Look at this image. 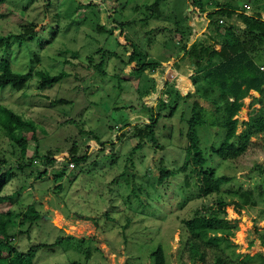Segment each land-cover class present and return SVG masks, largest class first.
<instances>
[{
  "label": "rangeland",
  "instance_id": "374dc122",
  "mask_svg": "<svg viewBox=\"0 0 264 264\" xmlns=\"http://www.w3.org/2000/svg\"><path fill=\"white\" fill-rule=\"evenodd\" d=\"M153 1L0 3V37H9L0 43V60L6 58L12 69L29 72L23 87L0 88V158L7 160L2 171L15 170L2 190L9 197L0 204V223L11 221L6 237L0 234V264H9L15 248L26 252L33 244L51 243L60 236L71 239L60 241L54 251L42 248L30 263L17 260L13 264H154L151 253L158 246L163 249L165 264H215L217 253L231 264L260 263L259 257L249 259L246 255H264V130L254 131L238 155L214 152L212 146L218 147L224 138L222 120L214 107L198 97L186 61L179 64L184 66V72L177 75L180 79L169 77L168 83L170 87L176 85L182 94L174 99L169 93L166 103H159V98L167 99L162 81L170 75L165 72L166 64L176 56L172 48L179 46L174 40L177 28L186 31L187 7L190 13L197 8L192 14L199 18L193 32L210 36V26L205 30L200 19L202 12H210L219 4L242 9L249 4L251 10L259 9L264 0H163L152 10L144 5ZM241 15L236 14L233 20L245 29ZM122 22L126 23L123 32ZM21 31L28 34L19 40L12 37ZM133 32L140 46L149 42L152 57L170 61L139 74L131 72L132 65L122 61L130 51L124 39H132ZM171 35L175 41L172 46L168 43ZM100 60L104 73L91 67ZM256 61L264 63V48ZM37 70L50 75L65 71L67 76L41 88ZM191 90L195 95L185 98L191 96ZM58 98L70 102L57 103ZM195 99L204 108V123L197 127L199 147L206 159L202 169L212 170L214 178L229 177L209 192L202 189L198 172L182 168L186 122ZM251 99H244L240 120H247L253 107L262 106L264 111V97L261 104L251 105ZM8 111L33 122L35 129L17 128L13 136L29 137L31 148L38 146L41 155L50 150L57 157L63 156L72 144L78 154L88 153L85 162L76 164L79 175L65 170L68 174L58 176L62 189L57 196L49 174L58 172L61 165L50 166L49 173L40 177L33 168L44 167L41 159L37 166L28 160L27 169L18 168L11 151L19 146L10 139L16 124ZM147 122H152V134L143 127ZM119 124L123 129L117 137ZM137 128H144L155 139L148 134L138 140ZM243 128L239 125L237 132ZM95 141H105V151ZM139 141L142 146L133 150ZM28 153L33 156V150ZM161 168L172 170L163 183L158 182ZM29 204H34L42 216L52 213V220L41 216L33 226L22 223L16 216ZM202 215L228 225L204 229L185 226V220ZM194 243L203 258L190 256Z\"/></svg>",
  "mask_w": 264,
  "mask_h": 264
},
{
  "label": "trees",
  "instance_id": "16d2710c",
  "mask_svg": "<svg viewBox=\"0 0 264 264\" xmlns=\"http://www.w3.org/2000/svg\"><path fill=\"white\" fill-rule=\"evenodd\" d=\"M3 1L4 0H0V3ZM162 1L163 0H154L151 4L147 3L144 5L152 10L153 8H156V6ZM216 7L219 9L214 10L207 15V18L212 17L211 22H208L205 29L207 30V26H210L208 29L209 33L212 32V35L210 36L193 32L195 25H193L190 21L191 14L188 11V7L186 8L184 12V17L187 23L184 25L186 26V31L185 29L179 27L177 28L179 32L175 33L176 36L174 40H176V43H178L179 46L178 48L177 46H175L176 48H172L175 50L174 52L177 51L176 56H173L174 58L172 61V68H180L179 64L180 62L182 64V61H186V63L190 64L191 74L189 78L191 80V84L198 93V97L204 101H207L211 107H214V109L218 111L222 120L221 124L223 125L224 129L223 141L218 147L212 146L211 149L220 156H235L242 153L246 149L249 138L254 131L260 132L264 130V111L262 110V106H259L257 109L253 107L252 112H249L247 120H240L238 117L241 109L245 105L244 99L246 97L252 98L249 102L251 105H254L255 103L261 104L263 102L264 72L259 70L256 58L260 53V49L264 48V17L262 16V12H264V6H261L259 9H250L248 13L241 15L240 19L246 26L245 29H242L237 24V22L233 20L239 11H243L242 8L230 7L227 5L223 6L221 4ZM218 17H223L225 22L220 24L218 22ZM125 25L126 23H121V32L124 31L123 29L125 28ZM27 34L28 33L21 31L19 34L13 35L12 37L19 40L24 38ZM172 35L170 36L172 39L168 40V43L170 42L171 44L170 46L175 44ZM7 38L9 37L1 36L0 43L5 42ZM181 40L183 41L182 43ZM124 41L126 44H128L129 47L127 49L130 51L128 52L127 59L122 62L127 65H132L131 72L139 74L146 70H153L158 67H162L163 61L169 60V58L159 59L161 56L158 57V59H155L156 57H152L148 48L149 42L146 43V46H140L137 43L136 32H133L132 39L129 37L125 38ZM238 46L241 48L239 50H235L234 48ZM105 52L109 55L112 54V52L108 50H105ZM103 55L105 56L106 54L104 53ZM0 67V88L12 86L15 89H19L23 87L27 78L29 77L28 71L19 72L12 69L10 67L9 61L6 58H2L0 60ZM91 67L97 72L104 73L102 72L103 61L101 60L91 65ZM36 73L39 76V84L41 88L51 87L54 84L62 81L67 76L65 71H61L54 75H50L41 70H37ZM169 77L177 79L176 75L170 74L165 77L163 81L162 79L158 80L159 82L162 81L163 85H166L163 95L167 97V99L163 96L160 97L159 103H166L168 99H170V94L174 95V99L182 94L176 85H173L172 87L168 86L169 80L171 79ZM254 92H257L258 96H255ZM194 95L195 91H191V96H185V98L189 99ZM55 101L57 103L70 102L62 98H58ZM150 108H153V106ZM189 114V118L186 122L187 128L185 133L187 146L185 149V158L182 168H190L191 171L194 169L195 172H198L197 174L199 175L202 189L205 192H209L212 189L218 188L221 183L228 181L229 177L220 175L214 178L212 170L202 169L206 159L201 148L199 147L197 127L203 124L205 119L203 117L204 108L200 105L197 99L193 101ZM8 117L14 119L16 124V126L13 127L14 129L11 131L12 136L10 134V139H13L19 146L18 150L11 151L12 156H14L15 160H17L18 168L21 167L23 169H27L29 166L25 163H27L28 160L31 161L36 158L41 159L44 167H32L33 169L37 170V175L40 177L43 174L49 173L48 168L50 166H53L54 164H62L58 172L49 174L53 180L52 189L57 188L55 191L52 190L53 194L54 196H57L58 191H60L59 189H62V183L57 182L58 176L63 175L65 170L68 171L67 166L69 162H73L75 166L85 162L88 159V153L86 152L84 154H78L77 151H74V145L72 144L70 152L68 150L63 153V155L68 152L69 154L64 156L62 163H58V161L53 157L54 152H49L50 150H48L46 153L41 155L38 151V146L31 148L29 144V137L26 135L20 134L18 136H13L14 131L17 128L20 130L29 129L31 127L35 129V126L31 120L24 119L23 117L12 112L8 114ZM156 117L157 116L155 114L152 121L155 120ZM17 125H19V127ZM239 125H243L244 128L240 132H237ZM127 126H129V124H127ZM151 126L152 122H147L143 125V127L145 129H149L152 134L153 129ZM122 127V124L118 125L117 137H120L121 131L123 129ZM143 129L137 128L138 140H144L148 134L150 135V133H147L145 129ZM31 137L35 138L34 134H32ZM150 138L152 140L155 139L152 135H150ZM141 142L142 141H139L133 150L140 148L142 146ZM96 143L97 145H100L99 148L102 149V152L105 151V141H98ZM31 150H33V156L28 153ZM111 151L112 150H109V152ZM48 153L51 155H48ZM6 165V158H0V204L4 203L6 201L5 199L9 197L8 195L6 196L2 193L4 184L8 182L11 174H15V170H11L10 168L2 171ZM80 172V170L75 171L74 176L79 175ZM171 175L172 170L161 168L158 175V182L163 183L166 178ZM41 216L42 212L35 208L34 204H29L25 207L24 211L16 217L21 218L22 223H28V226H33ZM215 219L216 218L214 217L208 218L207 216L203 215L195 216L191 219L185 220L184 224L190 229L193 227L204 229L215 225H228L227 222H217ZM10 221L11 220H2L0 223V234L5 237L6 226ZM70 237L71 236H60L51 243L41 242L33 244L26 252H21L19 249L15 248L12 250L13 254L10 257L9 264H13V262L17 260L20 262L27 260L28 263H30L35 259L37 252L42 248L54 251L56 245H58L60 241L63 239H71ZM190 252V256L193 259L197 257L203 258V254H200L197 243H194V245L190 248ZM151 255L154 258V264H165L164 252L161 246H158L151 253ZM254 256L260 258L259 264H264V255L261 253H257L252 256L246 255V257L249 259ZM214 260L215 264H231V262L226 257L219 253L214 256ZM73 264L78 263L76 262Z\"/></svg>",
  "mask_w": 264,
  "mask_h": 264
},
{
  "label": "built area",
  "instance_id": "2783aa9c",
  "mask_svg": "<svg viewBox=\"0 0 264 264\" xmlns=\"http://www.w3.org/2000/svg\"><path fill=\"white\" fill-rule=\"evenodd\" d=\"M194 9H195V10H194ZM218 9H219L218 7H214V9L211 10L210 12H212V11H214V10H218ZM249 9H250V5H249V4H246V5H245V9H243V11H239L238 14L248 13V12L250 11ZM192 10H193V13H190V14H191V22H192L193 25H195V23L199 20V18H198V17L194 18L192 14H195V13H196L197 8H196V7H195V8H192ZM189 12H190V11H189ZM210 12H202V14H201V16H200V19L204 21V25H205L204 27H206L207 23H208L209 20H210L209 18H207L208 13H210ZM262 16L264 17V12H262ZM218 22L221 24V23H224L225 20L223 19V17H218ZM203 29H204V28H203ZM201 34H202V33H201ZM258 68H259V70H261L262 72H264V63H260V64H258ZM67 154H68V153H67ZM67 154H64V155L62 156V158H58V159L56 158V160L58 161V163H62V161H63V159H64V156L67 155ZM38 160H39V159H37V158L31 160V161H30L31 165H32V166H37V165H39ZM56 165H62V164H56ZM67 167H68L69 170H71V169H73V168L75 167V164H74L73 162H69Z\"/></svg>",
  "mask_w": 264,
  "mask_h": 264
},
{
  "label": "crops",
  "instance_id": "0c3cea01",
  "mask_svg": "<svg viewBox=\"0 0 264 264\" xmlns=\"http://www.w3.org/2000/svg\"><path fill=\"white\" fill-rule=\"evenodd\" d=\"M168 61H170V60H168ZM165 62H167V61H163V63H165ZM168 63V62H167ZM164 65V64H163ZM167 65V67L169 68H167L166 70H165V72H168L169 74H173V75H178V77H179V75H181L184 71H183V65H181V67L180 68H172V61L171 62H169V64H166ZM173 71V72H172ZM190 74V73H189ZM188 74V75H189ZM177 79H180V78H177ZM192 87V86H191ZM188 89H190V88H188ZM192 91V90H191ZM255 93V92H254ZM248 97H246L245 98V100L247 99ZM53 157L56 159H58V158H62V155H60L59 157H57V154L56 153H54L53 154ZM78 170V166H76L74 169H72V170H69L68 169V172H73V175H74V173H75V171H77ZM58 181V183L59 182H61L60 180H59V178L57 179ZM60 206H61V209H62V211H63V213H64V219H65V217H66V215H65V211H64V208H63V206H62V204H60ZM51 216H52V213H51Z\"/></svg>",
  "mask_w": 264,
  "mask_h": 264
},
{
  "label": "water",
  "instance_id": "95a60500",
  "mask_svg": "<svg viewBox=\"0 0 264 264\" xmlns=\"http://www.w3.org/2000/svg\"><path fill=\"white\" fill-rule=\"evenodd\" d=\"M257 94V92H255ZM43 219H51L52 220V216L51 215H43L42 216Z\"/></svg>",
  "mask_w": 264,
  "mask_h": 264
}]
</instances>
